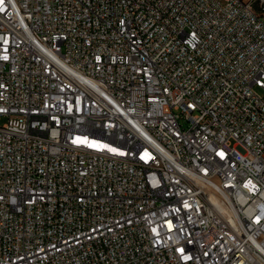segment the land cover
I'll return each mask as SVG.
<instances>
[{
	"label": "built area",
	"instance_id": "built-area-1",
	"mask_svg": "<svg viewBox=\"0 0 264 264\" xmlns=\"http://www.w3.org/2000/svg\"><path fill=\"white\" fill-rule=\"evenodd\" d=\"M3 119L0 264H264V0H0Z\"/></svg>",
	"mask_w": 264,
	"mask_h": 264
},
{
	"label": "rangeland",
	"instance_id": "rangeland-1",
	"mask_svg": "<svg viewBox=\"0 0 264 264\" xmlns=\"http://www.w3.org/2000/svg\"><path fill=\"white\" fill-rule=\"evenodd\" d=\"M5 121H6V119H3V121L0 123V125H2ZM184 126H187V124H184Z\"/></svg>",
	"mask_w": 264,
	"mask_h": 264
}]
</instances>
